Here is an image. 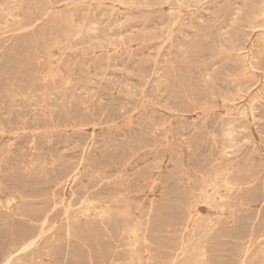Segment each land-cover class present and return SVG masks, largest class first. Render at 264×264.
Returning a JSON list of instances; mask_svg holds the SVG:
<instances>
[{
    "label": "rangeland",
    "instance_id": "rangeland-1",
    "mask_svg": "<svg viewBox=\"0 0 264 264\" xmlns=\"http://www.w3.org/2000/svg\"><path fill=\"white\" fill-rule=\"evenodd\" d=\"M100 1L0 0V257L13 232L30 229L26 214L53 194L72 209L85 195L105 208L103 219L82 217L72 238L57 230L53 249L40 243L15 264L37 256L41 264H169L182 242L192 251L199 232H184L181 218L228 165L235 182L250 184L234 199L243 205L225 209L211 232L208 264L236 261L246 241L237 238L251 229L258 252L264 0ZM82 157L80 180L52 187L61 165ZM200 214L219 216L207 207ZM254 251L247 264H263Z\"/></svg>",
    "mask_w": 264,
    "mask_h": 264
},
{
    "label": "bare ground",
    "instance_id": "bare-ground-1",
    "mask_svg": "<svg viewBox=\"0 0 264 264\" xmlns=\"http://www.w3.org/2000/svg\"><path fill=\"white\" fill-rule=\"evenodd\" d=\"M52 1V0H50ZM64 1V0H63ZM76 0H74L75 2ZM102 1V0H101ZM100 1V2H101ZM121 1V0H120ZM62 2V1H61ZM179 2V1H178ZM53 3V2H52ZM59 3V2H58ZM63 3V2H62ZM61 3V4H62ZM83 3V2H82ZM96 3V2H95ZM105 3V0H104ZM120 3V2H119ZM66 4V2H65ZM70 4V3H69ZM77 4V3H76ZM75 4V5H76ZM118 4V3H117ZM63 5V4H62ZM82 5V4H81ZM80 5V6H81ZM47 8V7H46ZM75 8V6H74ZM78 8V7H76ZM97 8V7H96ZM82 9V8H80ZM98 9V8H97ZM68 10V9H67ZM78 10V9H77ZM85 10V9H84ZM87 10V9H86ZM101 10V9H100ZM54 11V10H53ZM79 11V10H78ZM97 11V10H96ZM102 11V10H101ZM86 12V11H85ZM11 13V12H10ZM15 14L17 12H14ZM20 13V12H19ZM53 13V12H52ZM94 13V12H93ZM174 13V12H173ZM9 14V13H8ZM13 14V13H12ZM11 14V15H12ZM62 14V13H61ZM95 14V13H94ZM101 14V13H100ZM10 15V16H11ZM47 13L44 14V16L46 17ZM54 15V14H53ZM59 15V14H58ZM103 15V14H102ZM174 15V14H173ZM57 16V14H56ZM66 16V15H65ZM91 16V15H90ZM50 17V16H49ZM53 17V16H52ZM60 17V16H59ZM74 17V16H73ZM44 18V17H43ZM61 18L62 15H61ZM70 18V17H69ZM48 19V18H47ZM85 19V18H84ZM95 19V18H94ZM39 19L34 20L33 22L29 23V27L32 28L36 26V24L38 23ZM66 20V19H65ZM69 20V19H68ZM73 20V19H72ZM71 20V21H72ZM80 20V19H78ZM97 20V19H96ZM95 20V21H96ZM62 21V20H61ZM82 21V20H81ZM84 21V20H83ZM98 21V20H97ZM59 22V21H58ZM64 22V21H63ZM73 22V21H72ZM77 22V21H76ZM80 22V21H79ZM78 22V24H79ZM86 22V21H85ZM84 22V23H85ZM71 23V22H70ZM93 23V22H92ZM100 23V21H99ZM75 24V23H74ZM89 24V23H88ZM95 24V23H93ZM101 24V23H100ZM27 25V23H26ZM59 25V24H58ZM65 25V24H64ZM86 25V24H85ZM176 25V24H175ZM16 26V25H15ZM76 26V24H75ZM79 26V25H78ZM81 26V25H80ZM170 26V25H169ZM21 27V26H20ZM25 27V26H24ZM71 27V26H70ZM74 27V26H73ZM77 27V26H76ZM96 27V26H95ZM28 28V27H27ZM82 28V27H81ZM98 28V27H97ZM173 28V25H172ZM18 29V28H17ZM62 29V28H60ZM80 29V28H79ZM171 29V28H170ZM25 30V29H24ZM32 30V29H31ZM65 30V29H64ZM70 30V29H69ZM86 30V29H85ZM94 30V29H93ZM173 30V29H172ZM171 30V31H172ZM16 31V30H15ZM22 31V30H21ZM20 31V32H21ZM68 31V30H67ZM78 31V30H77ZM87 31V30H86ZM92 31V30H91ZM70 32V31H69ZM73 32V31H72ZM83 32V29H82ZM89 31H87L88 33ZM93 32V31H92ZM95 32V31H94ZM67 33V32H65ZM96 33V32H95ZM94 33V34H95ZM169 33V32H168ZM75 34V33H74ZM78 34V33H77ZM80 34V33H79ZM171 34V33H170ZM64 35V34H63ZM81 35V34H80ZM62 36V35H61ZM69 36V35H68ZM66 36V37H68ZM65 37V36H64ZM63 37V38H64ZM71 37V36H70ZM76 37V35H75ZM80 38V37H78ZM58 39V38H57ZM56 39V41H58ZM68 40V39H66ZM83 40V39H82ZM73 41V40H72ZM77 42V39L75 40ZM61 42V41H60ZM65 42V41H64ZM82 42V41H81ZM110 42V41H109ZM56 43V42H55ZM54 43V44H55ZM58 43V42H57ZM62 43V42H61ZM68 43V42H67ZM84 43V42H83ZM114 43V42H113ZM66 44V42H65ZM64 44V45H65ZM69 44V43H68ZM82 44V43H81ZM115 44V43H114ZM61 45V44H60ZM76 45V43H75ZM74 45V46H75ZM95 45V44H93ZM112 45V44H111ZM63 46V45H61ZM67 46V45H66ZM71 46V45H70ZM101 46V45H100ZM113 46V45H112ZM65 48V47H64ZM68 48V47H67ZM94 48V47H93ZM98 48V47H97ZM60 50V49H59ZM102 50V49H101ZM52 70V69H51ZM50 70V71H51ZM60 71V70H59ZM48 72V71H47ZM46 72V73H47ZM56 73V71H55ZM59 73V72H58ZM48 74V73H47ZM54 75V73H52ZM57 74V73H56ZM61 74V73H60ZM46 75V74H45ZM57 76V75H56ZM48 80L49 77L47 76ZM51 79V78H50ZM62 79V78H61ZM67 79V78H66ZM65 79V80H66ZM46 80V79H45ZM55 80V78L53 79ZM64 80V81H65ZM50 81V80H49ZM51 82V81H50ZM52 83V82H51ZM67 84V83H66ZM160 87V86H158ZM231 134V132H230ZM227 136V135H226ZM228 137H226L227 139ZM230 140V139H229ZM229 145V144H227ZM226 146V145H225ZM233 146V145H232ZM228 147V146H226ZM227 149V148H226ZM225 149V150H226ZM85 153V152H84ZM84 157H82L79 162L72 167H63L64 165L62 164L60 167V171L57 172V175L54 177V181L52 183V187H58L59 186H68L71 183H76L77 181L80 180L79 176L81 173V167L83 165L84 162ZM57 164V163H56ZM45 165V164H44ZM32 166V165H31ZM227 166V165H226ZM84 167V166H83ZM59 168V167H58ZM89 168V167H88ZM104 168V167H103ZM85 169V168H84ZM87 169V168H86ZM222 169V168H221ZM102 170V168H101ZM28 171V170H27ZM98 171V170H96ZM45 172V171H44ZM88 172V170H87ZM92 172V171H91ZM217 172V171H216ZM28 173V172H27ZM100 173V172H99ZM98 173V174H99ZM218 173V172H217ZM29 174V173H28ZM95 174V173H94ZM103 174V173H102ZM105 174V173H104ZM43 175V174H42ZM48 175V173H47ZM82 175V174H81ZM209 183H204L201 187L202 192H198L199 194L197 195V197L195 198V202H194V206H192L187 215L183 216L181 218L185 219L183 220V222L181 221L180 225L184 226V232L189 231L190 233H196V231L198 230L200 234H196L197 237L194 239L193 241V246H192V251H190L193 255H191L190 257H186V255H188L189 250H191V248L188 250V247L190 246H186L184 242H182L179 247L174 251V254L169 262V264H177L179 262V260L182 258L184 259V263L183 264H208V258L211 256H209V248H208V240L211 237V232L214 231V227H216L220 221V216L223 215V211L225 209H230V213L233 210V206L235 205H243V203L241 204V202L239 203L240 200L235 201L234 199H237V196H240L239 193L243 192L244 190L247 189V185L250 184L249 182H235L233 180V175H234V170L232 165H228L227 168H225V170H223V174L218 175ZM49 176V175H48ZM94 176V175H93ZM235 176V175H234ZM92 177V175H91ZM235 178V177H234ZM212 179V178H211ZM95 180V179H94ZM231 180H233L234 182H231ZM93 181V180H92ZM96 181V180H95ZM208 182V181H207ZM220 182V183H219ZM221 182H223L224 186H225V191L224 194L221 193V190H219L220 186L219 184H221ZM71 184V185H72ZM85 184V183H84ZM101 184V183H100ZM51 185V184H50ZM96 185V184H95ZM86 186V185H85ZM1 188V186H0ZM51 188V187H50ZM57 188V189H58ZM70 188V187H69ZM222 188V187H221ZM200 189V190H201ZM71 190V189H70ZM84 190V189H83ZM94 191V190H93ZM198 191V190H197ZM86 192V191H85ZM84 192V193H85ZM90 192V191H89ZM53 193V192H52ZM65 193V192H64ZM70 193V192H69ZM89 194V193H88ZM118 194V193H117ZM116 194V195H117ZM239 194V195H238ZM87 195V194H86ZM110 195V194H109ZM115 195V198H116ZM57 195L53 194V197H51L52 199L50 201L46 200L44 201L43 205H41V207H43L41 210H37L34 209L32 210L30 213L26 214V219L28 218L29 223L31 224L30 229H22L21 231L18 230L17 232H13V235L16 233L18 234L17 239L11 244L12 248L11 250H8L6 253H4L1 257H0V264H15L16 262L20 261L22 257L28 255V254H33V252L37 249L38 245L41 243L47 245V248H45L46 250H48L49 248H52L53 244H54V238H55V233L56 231L60 229L63 230L65 236L67 239H70L73 237L74 233H73V226L78 222L79 219L83 218H94V219H98L100 220L101 218L103 219V215H105V208L102 206H98V204H96L94 202V200H92L90 197L82 195L80 196V198L76 199V203L77 205H79L76 209H72L71 205H64L63 202L64 200L60 199V203H58V199H56ZM72 196H75V193H72ZM43 197V196H42ZM59 197V196H58ZM62 197V196H61ZM107 197V196H104ZM103 197V198H104ZM109 197V196H108ZM114 197V196H112ZM66 198V197H65ZM76 198V197H75ZM193 198V197H192ZM46 199V198H45ZM50 199V198H49ZM68 199V198H66ZM99 199V198H98ZM107 200V199H106ZM111 200V199H110ZM109 200V201H110ZM67 201V200H66ZM96 201V200H95ZM6 204L8 206L12 205L13 203L17 204V199L16 197H9L6 199ZM24 202V201H23ZM98 202V201H97ZM30 203V202H29ZM99 203V202H98ZM2 204V203H0ZM59 204L61 207H59ZM105 204V203H104ZM107 204V203H106ZM105 204V205H106ZM114 204V203H113ZM191 204V203H190ZM24 205V204H23ZM189 205V204H188ZM19 206V205H18ZM109 206V205H107ZM112 206V205H111ZM3 207V205H2ZM1 207V208H2ZM28 207V206H27ZM202 207H207L210 208L212 210H214L219 216H217L216 218H207L206 220L202 221L201 218V214L200 212L202 211ZM8 209V207H5ZM109 208V207H108ZM4 209V208H3ZM12 209V208H11ZM118 209V208H117ZM179 209V207H178ZM186 209V208H185ZM228 209V210H229ZM17 210V208H16ZM112 210V209H111ZM19 211V210H18ZM109 211V209L107 210ZM115 211V210H114ZM13 212V211H12ZM113 212V210L111 211ZM118 212V211H115ZM185 212V211H184ZM5 213V212H4ZM121 213V212H120ZM182 213V212H180ZM179 213V214H180ZM210 213V211H209ZM13 214V213H11ZM234 214V213H233ZM10 215V214H9ZM16 215V214H15ZM111 216V215H110ZM180 216V215H179ZM7 217V216H6ZM12 217V215H11ZM21 217V216H20ZM23 217V216H22ZM232 217V215H231ZM8 218V217H7ZM110 218V217H109ZM143 218V217H142ZM176 219V217H174ZM173 218V219H174ZM2 219V218H1ZM116 219V218H115ZM174 219V221L176 222V220ZM179 219V218H178ZM5 220V219H4ZM111 220V218H110ZM148 221V220H147ZM92 222V221H91ZM111 222V221H110ZM127 222V221H126ZM151 222V221H150ZM117 223V222H116ZM169 223V222H168ZM172 223V222H171ZM29 224V225H30ZM78 224V223H77ZM86 224V223H85ZM102 224V223H101ZM110 224V223H109ZM118 224V223H117ZM124 225V224H123ZM127 225V224H126ZM128 226V225H127ZM126 226V227H127ZM130 226V223H129ZM105 227V226H104ZM87 228V227H86ZM264 227H261V229ZM81 229V228H80ZM83 229V228H82ZM108 229V227H107ZM106 229V231H107ZM125 229V228H124ZM183 229V228H182ZM101 230V229H100ZM104 230V229H103ZM117 230V229H116ZM146 230V229H145ZM159 230V229H157ZM105 231V230H104ZM119 231V230H118ZM144 231V229H143ZM149 231V229H148ZM175 231V230H174ZM179 231V230H178ZM177 231V232H178ZM263 231V230H262ZM261 231V232H262ZM62 232V231H61ZM86 232V231H85ZM160 233V230L157 231ZM176 232V231H175ZM12 233V232H11ZM111 233V232H110ZM139 233V229L133 228V232L131 233L132 237L136 239L137 242H139L140 237L138 236ZM91 234V233H90ZM260 234V233H259ZM58 235V234H56ZM76 235V234H75ZM89 235V234H88ZM141 235V234H140ZM151 235V234H150ZM254 231L253 229H251L249 231V233L247 234L246 232L242 233L241 237H238L237 239L241 242L243 239L246 241L242 242L241 244V249L238 251L239 255L236 259V261H231L232 263L235 264H247V260L250 257V255L253 253V246H254ZM59 236V235H58ZM78 236V235H77ZM122 236V235H121ZM125 236V235H124ZM129 236V234H128ZM154 236V235H153ZM190 236V235H189ZM57 237V236H56ZM258 238H256L257 240L259 239L260 242L258 243V252H255L256 255H262L264 256V234L262 233V235L257 236ZM13 238V237H12ZM60 238V237H59ZM63 238V237H62ZM61 238V239H62ZM65 238V237H64ZM183 238V237H182ZM99 239V238H98ZM143 239V244H147L148 240L146 236L142 237ZM192 239V238H191ZM182 240V239H181ZM185 240V239H184ZM237 240V241H238ZM69 241V240H68ZM210 241V240H209ZM65 242V241H64ZM80 242V241H78ZM88 242V241H87ZM135 242V241H134ZM192 242V241H191ZM256 242V240H255ZM56 243V242H55ZM188 243V242H187ZM68 244V243H67ZM238 244V243H237ZM139 245V244H138ZM144 245V246H145ZM192 245V243H191ZM43 246V245H42ZM55 246V245H54ZM84 246V245H83ZM136 246V245H135ZM143 246V247H144ZM150 246V245H149ZM164 246V245H163ZM41 248V247H40ZM98 248V247H97ZM118 248V247H117ZM127 248V247H126ZM151 248V247H150ZM161 248V246H160ZM212 248V247H211ZM239 248V247H238ZM257 248V247H256ZM10 249V246H9ZM44 249V248H43ZM53 249V248H52ZM99 249V248H98ZM137 249V248H136ZM237 249V248H236ZM132 250V249H131ZM140 250V249H139ZM153 250V248H152ZM156 251V249H154ZM172 250V249H171ZM256 250V249H255ZM39 251H41L39 249ZM90 251V250H89ZM101 250H99L100 252ZM144 251V250H142ZM37 252V250H36ZM35 252V253H36ZM46 251H44L45 253ZM66 252V251H65ZM135 252V251H134ZM145 252L148 253L149 252V247H147L145 249ZM41 253V252H40ZM49 253V252H48ZM47 252L45 253V255L47 257H49V255ZM101 253V252H100ZM125 253V252H124ZM144 253V252H143ZM157 253V251H156ZM142 254V252H141ZM38 255V254H37ZM92 255V254H91ZM100 255V254H99ZM146 255V254H145ZM157 255V254H156ZM165 255V254H164ZM190 255V254H189ZM31 256V255H30ZM35 256V255H34ZM44 256V255H43ZM169 256V255H168ZM209 256V257H208ZM255 256V255H254ZM45 257V256H44ZM91 257V256H90ZM142 257V256H141ZM149 257V255H148ZM155 257V255H154ZM184 257V258H183ZM234 257V256H233ZM253 257V256H252ZM258 257V256H256ZM25 258V257H24ZM27 258V257H26ZM89 258V257H88ZM137 258V256H136ZM260 258V257H259ZM33 260L29 261L32 262L30 264H41L43 263L42 259L37 256L36 258L33 257L31 258ZM147 259V258H146ZM254 259V257H253ZM256 259V258H255ZM264 259V257H263ZM104 260V259H103ZM149 260V259H148ZM250 260V258H249ZM260 260V259H259ZM186 261V263H185ZM253 261V260H251ZM263 261V260H262ZM105 262V261H102ZM139 262V261H137ZM136 262V263H137ZM144 262V261H143ZM142 264H145L143 263ZM151 262V261H150ZM155 262V261H153ZM159 262V261H158ZM162 262V261H161ZM182 262V261H181ZM260 263V261H258ZM264 262V261H263ZM22 263V262H21ZM20 263V264H21ZM115 263V262H114ZM149 263V262H148ZM147 263V264H148ZM230 263V262H229ZM228 263V264H229ZM230 263V264H232ZM257 263V260H256ZM134 264V263H133ZM152 264V263H151ZM180 264V263H179ZM264 264V263H263Z\"/></svg>",
    "mask_w": 264,
    "mask_h": 264
}]
</instances>
